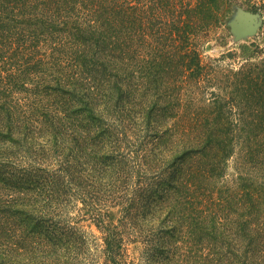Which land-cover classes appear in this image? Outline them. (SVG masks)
<instances>
[{
    "label": "trees",
    "instance_id": "obj_1",
    "mask_svg": "<svg viewBox=\"0 0 264 264\" xmlns=\"http://www.w3.org/2000/svg\"><path fill=\"white\" fill-rule=\"evenodd\" d=\"M231 5L264 11L0 0V264H130L128 230L143 264H264V56H202Z\"/></svg>",
    "mask_w": 264,
    "mask_h": 264
},
{
    "label": "rangeland",
    "instance_id": "obj_2",
    "mask_svg": "<svg viewBox=\"0 0 264 264\" xmlns=\"http://www.w3.org/2000/svg\"><path fill=\"white\" fill-rule=\"evenodd\" d=\"M262 15V16H260ZM264 11L253 13L243 6L231 5L224 13V24L218 29L216 35L211 37L203 48V58L218 59L219 67H237L246 57L256 60L264 56V36L259 31V23ZM208 60V59H207ZM232 173L231 168L228 169ZM68 216L71 223L79 227L94 242L99 243L101 228L91 217L92 211L87 204L81 201L71 200L68 206ZM104 219V224L118 223L120 207L111 206ZM137 232L128 230L127 235V260L130 264H143L140 257L142 243L136 237ZM95 262L94 264H97Z\"/></svg>",
    "mask_w": 264,
    "mask_h": 264
}]
</instances>
